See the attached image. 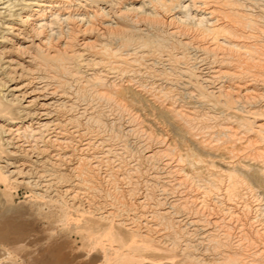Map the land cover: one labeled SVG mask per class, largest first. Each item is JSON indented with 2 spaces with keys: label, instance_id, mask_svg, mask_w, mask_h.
I'll return each instance as SVG.
<instances>
[{
  "label": "bare ground",
  "instance_id": "6f19581e",
  "mask_svg": "<svg viewBox=\"0 0 264 264\" xmlns=\"http://www.w3.org/2000/svg\"><path fill=\"white\" fill-rule=\"evenodd\" d=\"M0 181L97 264H264V0H0Z\"/></svg>",
  "mask_w": 264,
  "mask_h": 264
},
{
  "label": "rangeland",
  "instance_id": "374dc122",
  "mask_svg": "<svg viewBox=\"0 0 264 264\" xmlns=\"http://www.w3.org/2000/svg\"><path fill=\"white\" fill-rule=\"evenodd\" d=\"M160 34L163 37L165 32ZM110 129L107 127L108 132ZM129 145L130 155L138 157L142 150L140 137L130 136ZM0 187L7 194L6 204H0V264H97L81 248L83 238L76 227L79 221L33 197L25 188L14 184L5 187L3 183ZM253 200L257 210L251 214L261 219L264 205Z\"/></svg>",
  "mask_w": 264,
  "mask_h": 264
}]
</instances>
